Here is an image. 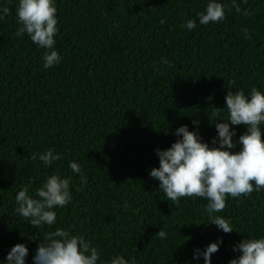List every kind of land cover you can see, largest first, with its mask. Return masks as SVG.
<instances>
[{
	"label": "trees",
	"instance_id": "trees-1",
	"mask_svg": "<svg viewBox=\"0 0 264 264\" xmlns=\"http://www.w3.org/2000/svg\"><path fill=\"white\" fill-rule=\"evenodd\" d=\"M225 19L182 25L208 0H56L59 65L43 67V49L20 25L19 0H7L0 22V261L11 247L29 248L57 227L84 235L101 260L124 255L135 264H204L193 250L218 238L212 264H230L245 238L264 237V191L228 197L216 215L233 232L209 225L207 200H167L149 173L182 125L211 145L215 114L226 119L229 91H264V0H219ZM240 10L237 11L236 9ZM247 29V33H245ZM166 61V63H165ZM217 123L220 121L217 120ZM234 140L246 132L233 126ZM55 149L45 167L32 155ZM239 146L233 151H238ZM82 167L76 175L69 168ZM70 177L72 201L57 208L53 226L33 228L15 212V196H34L47 176ZM163 229L168 239L156 237ZM2 264V262H0Z\"/></svg>",
	"mask_w": 264,
	"mask_h": 264
},
{
	"label": "clouds",
	"instance_id": "clouds-1",
	"mask_svg": "<svg viewBox=\"0 0 264 264\" xmlns=\"http://www.w3.org/2000/svg\"><path fill=\"white\" fill-rule=\"evenodd\" d=\"M6 3L7 0H0V22L10 14ZM16 16L20 25L16 35L23 38L27 34L39 49L44 50L43 67L49 69L59 65L62 57L56 50L55 38L59 32L56 0H19ZM223 19L224 5L219 0H208L204 12L188 19L182 27L193 31L198 23L209 25ZM244 31L247 33V29ZM225 102L226 119L221 120L217 113L211 120L217 133L212 137L211 145L200 135L198 120L192 121L194 130L191 131L189 125H182L174 133L178 139L169 148L155 150L159 167L153 168L149 175L159 181V190L176 205L185 197L207 200L205 212L210 221L207 224L231 233L234 231L231 222L216 215L224 210L228 197L237 199L250 196L254 191H264V91L256 87L248 94L243 90L229 91ZM239 125L245 126L246 132L234 140L237 131L233 126ZM237 146L239 150L233 151ZM37 158L45 167H51L62 156L55 149H48L31 157L33 161ZM68 166L73 174H82V167L75 160ZM70 179L59 174L49 175L34 196L27 187L23 188L15 196V212L33 228L55 225L56 209L72 201ZM43 237L32 264H135V258L126 259L124 255L101 260L99 250L84 235L73 234L71 230L57 227ZM156 237L164 241L168 234L160 229ZM222 244L223 239L218 238L204 249H194L193 259L203 258L204 264H212L213 254L220 250ZM233 250L239 255L230 264H264V237L245 238ZM28 256V246L17 243L0 262L27 264Z\"/></svg>",
	"mask_w": 264,
	"mask_h": 264
}]
</instances>
